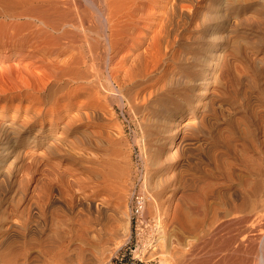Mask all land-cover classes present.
Masks as SVG:
<instances>
[{
  "label": "bare ground",
  "instance_id": "obj_1",
  "mask_svg": "<svg viewBox=\"0 0 264 264\" xmlns=\"http://www.w3.org/2000/svg\"><path fill=\"white\" fill-rule=\"evenodd\" d=\"M168 1L0 0V71L8 78L0 96V264H110L131 239L129 219L120 225L115 208L125 199L131 171L104 151L113 136L100 123V106L104 100L130 101L129 86L151 78L159 61L149 58L148 43L158 37L150 36L151 29L161 26L153 31H162ZM216 6L208 0L203 7L211 14ZM251 21L245 19L256 25ZM222 42L215 35L208 43L194 73L190 104L174 109L184 113L168 116V109L160 107L154 120L143 118L144 147L152 143L156 164L168 157L171 167L177 164L174 150L188 125L184 121L193 117L194 106L202 111L208 106L203 95ZM258 88L253 80L240 81L228 103L232 141H244L240 161L239 148L231 145L237 161L225 171L231 178L236 166L244 172L233 193L237 199L216 207L203 222L182 207V238L162 224V194L142 195L139 210L156 212V223L147 227L158 232L140 242L148 264H264V108L253 105L254 100L264 104V97L256 94ZM27 90L33 91L29 97ZM187 171L170 184L167 213L181 198L184 205L195 200L193 209L199 211L205 190L214 184L205 178L195 195L197 175ZM35 179H42L39 190L28 192ZM64 182L66 189L60 187ZM65 190L73 192L71 201Z\"/></svg>",
  "mask_w": 264,
  "mask_h": 264
},
{
  "label": "rangeland",
  "instance_id": "obj_2",
  "mask_svg": "<svg viewBox=\"0 0 264 264\" xmlns=\"http://www.w3.org/2000/svg\"><path fill=\"white\" fill-rule=\"evenodd\" d=\"M207 1L169 0L162 19V22L164 21L162 31H153L156 28L158 30L161 26H155L151 29L152 34L150 36L152 37L156 33L158 37L156 40L151 39V43L150 41L148 43L150 50L149 58H159L158 65L155 67L156 70L153 71L151 78L129 86L127 95L130 101L124 100L120 102L117 99L113 101L104 100L102 101V106H100L102 115L100 123L113 136L111 139L112 145L106 142L104 151L106 153L109 152L108 155L110 157L119 161L128 171H131L129 173L132 177L129 182L128 192L125 195V199L121 202V206L115 205V208H118L116 213L118 214L119 224L121 223L123 226L129 219L132 237L115 253L110 264H148L144 259L143 247L140 246V242L144 235L158 234L155 229L153 230L151 225L147 227L148 223L152 225L156 223V212L147 210V213L143 215L139 210L138 195L141 198L143 194L149 195L155 192L154 195L157 194L159 197L162 194L160 203L163 211H165L162 214V224L165 228L173 230L174 233L182 238H184L182 236V207L189 212L194 220L203 222L210 219L212 211L216 207H228L229 205L227 204L229 203L227 202L229 200L237 199L233 193L235 190H238L237 187H241L244 172L236 166L234 171L231 170L233 176L236 177L231 178L227 176L225 171L227 166L232 167L237 161L235 158L236 153L231 145L236 144L235 146L239 148V155L237 156L240 161L244 152V141H242L243 139L232 141L231 123L227 120L229 115L228 103L233 94L232 89L240 81L247 82L253 80L257 82L259 88L256 94H262L264 97V24H262L264 23V0H214L218 8L211 14L206 13L203 7ZM245 19H251V22H255L256 25L246 24ZM229 20L235 21L233 27L229 26ZM153 25L156 24L153 23ZM147 26L149 25L147 24ZM215 35L223 37V49L215 61L212 77L208 88L205 89L206 93L203 95L205 101L208 102V106L204 111H202L203 107L194 106L192 109L193 117L184 121V124L188 123V125L184 128L182 127L179 149L174 150L177 164L171 167L169 165V157L156 164L154 158H151L153 156L151 154L154 153L152 143L149 141L150 144H147L149 148L147 147L146 149L144 147L143 139L145 136L143 125L145 118L150 117L153 120L157 118L156 113L160 107L168 109V116L174 111L180 114L185 112L183 109H174L178 106L190 104L189 102L192 99L193 93L194 73L205 60L204 52L208 43L214 39ZM183 66H189L190 70L184 72ZM172 71L175 75L172 74ZM15 73L17 71H14ZM5 74V72L1 73L0 71L1 97H4L6 89L4 87H7L8 84V78ZM171 75L172 77H170ZM174 77L176 78L174 79ZM144 93L146 94V99H144ZM32 94L33 91L27 90L25 97H29ZM2 102L0 101V113L3 114ZM253 105L257 110L264 108V104L257 100H254ZM128 111H132L135 115L133 113L130 114ZM214 121H217V123L215 124ZM113 149H116V154ZM189 149L192 151L188 154ZM112 151L113 154H111ZM147 153L150 156L145 155ZM190 155L191 157H189ZM204 156L207 157L205 158ZM219 165L223 168H218ZM30 166H32L30 163L26 164L27 168ZM144 166H147L149 170ZM187 169L191 174L197 175L195 176V181L198 186L193 189L195 195L199 193L200 186L204 184L205 178L212 180L214 184L205 190L203 195L205 200L200 206L199 211H194L193 209L198 207L195 200L184 205L181 198L177 202L178 208L173 210L172 213H167L165 208L168 204L167 196L171 194L170 190L173 187L170 184L173 181L180 182V180H175L177 174ZM205 170L210 171V174L207 175ZM41 176L42 174H37V178ZM159 177L161 178L158 179ZM155 180L156 182H154ZM40 183H42V179L32 180L30 186H28V192L38 191ZM60 185V187L67 188L65 182ZM141 187L144 189H141ZM158 187L159 189H157ZM190 191L192 192V190ZM65 193H67V197L71 201L70 197L73 192L66 191ZM256 248L257 252L260 251L259 246ZM156 264H159V262ZM182 264H190V262L182 260Z\"/></svg>",
  "mask_w": 264,
  "mask_h": 264
},
{
  "label": "built area",
  "instance_id": "obj_3",
  "mask_svg": "<svg viewBox=\"0 0 264 264\" xmlns=\"http://www.w3.org/2000/svg\"><path fill=\"white\" fill-rule=\"evenodd\" d=\"M140 199H141V198H140V196L138 195V196H137V201H140Z\"/></svg>",
  "mask_w": 264,
  "mask_h": 264
}]
</instances>
